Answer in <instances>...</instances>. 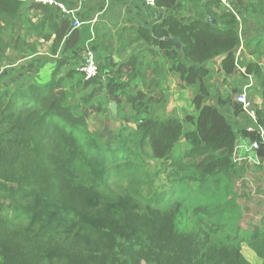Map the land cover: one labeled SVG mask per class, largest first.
I'll use <instances>...</instances> for the list:
<instances>
[{"label":"trees","instance_id":"trees-1","mask_svg":"<svg viewBox=\"0 0 264 264\" xmlns=\"http://www.w3.org/2000/svg\"><path fill=\"white\" fill-rule=\"evenodd\" d=\"M180 1L156 0V7L167 11L166 18L138 35L161 52L185 88L195 89L192 105L198 116L191 113L184 121L156 116L150 112L154 99L138 93L133 100L137 127L126 135V127L115 134V116L98 98L104 92L119 103L120 91L128 88L122 80L133 78L137 59L118 67L122 80L103 81L104 68L98 64L99 76L85 82L79 71L83 52L78 28L73 29L70 16L49 5L0 0V17L13 32L0 35V264H249L239 251L244 235L205 221L192 225L200 214L193 211L191 223L186 209H164L165 194L151 192L141 204L136 197L141 193L109 191L113 175L134 178L126 169L138 165L140 172L141 162L154 161L165 170L173 160L181 169L196 160L198 169L214 168L236 181L250 169L247 163H232V158L240 143L259 141V132L235 129L221 107L229 106L235 116L240 107L231 95L212 96L208 84L217 59L224 76L235 71L241 8L232 12L223 0H189L186 17L179 15L185 9ZM240 2L244 16L264 27V0ZM31 32L45 41L54 37L49 54L56 61L47 83L21 68L39 56L24 40ZM262 35L249 41L257 62L243 66L257 80L264 100ZM167 38L177 39L181 48ZM50 58L33 65L45 69ZM76 76L81 79L68 88L67 81ZM81 87L92 92L75 99L73 93ZM255 109L264 129V106ZM100 115L98 128L91 131L89 119ZM185 124L194 130L185 131ZM182 140L190 148L175 158ZM259 155L264 161L262 150ZM244 241L253 244L264 264V224Z\"/></svg>","mask_w":264,"mask_h":264},{"label":"rangeland","instance_id":"rangeland-1","mask_svg":"<svg viewBox=\"0 0 264 264\" xmlns=\"http://www.w3.org/2000/svg\"><path fill=\"white\" fill-rule=\"evenodd\" d=\"M23 1L26 3L30 2L29 0ZM227 1L229 5L223 4L226 9L229 10L232 8L233 10L235 7L237 9H243V4H241L240 0ZM241 9L240 11L243 17L238 18L237 29L240 41L236 52L235 71L233 75L224 76L220 71V59H217L210 67V81H208L212 96L217 97L219 93L223 94L224 97L231 95L233 102L242 93V86L246 82L248 76L246 67L243 65H248L251 61H254L252 63L257 62V56L254 54L255 50L253 47H250L251 42L249 41L261 38L264 33V27L260 26L256 21L244 16ZM261 17L263 18V16ZM12 34L13 32L8 28L7 22L4 21V18L0 17V35ZM24 36V40L30 50L33 51L34 48L36 52H39V56H33L23 63L25 69L28 63H32L36 66V63H33V61H37L39 62L38 65H41L44 63L45 59L50 58L49 51L51 52L54 37L50 41H45L40 37L38 38L33 32ZM50 60H54V58H50ZM260 65L264 70L263 60ZM8 71L11 70H7L6 73H8ZM173 76L176 82L170 89L167 88L168 85L166 84H164V86L161 84H153L154 87L156 86L155 89H167L166 92L161 90L154 94V91H157L154 89L151 94H146L147 97L149 95L154 96V104L151 106L152 110L150 111L151 114L162 116V118L167 116L174 117L183 121L185 116L191 113L192 116L197 117L198 112L193 109L192 105L196 95L194 92L195 89L190 87L185 88V86L180 83L179 76L175 73ZM80 79L79 76H76L72 80H68L66 86L68 88L75 86ZM132 79L133 78L129 77V81H125L128 86L126 91H120L121 100L117 103L118 108L117 113L114 115L115 123H113L115 134L118 129L126 127L128 129L126 135H128L136 130L137 127V124L133 123L136 117L133 110L136 103H133V100L136 99L139 94L137 93L138 87L135 83H132ZM105 80H107V78ZM105 80L103 79V81ZM253 81L254 87L250 91V100L253 102L255 108H261L264 106L262 90L258 87L257 80L254 79ZM221 83H223L224 86H220ZM96 89L99 88L97 87ZM91 92L92 88L87 89L81 87L80 89L76 88L73 94L76 95V99L85 93L90 94ZM173 93L176 94L171 97ZM98 99L100 101L99 104L104 106L109 105V108L111 104L115 102L104 92L101 93ZM221 108L235 129L245 128L248 130L254 127V125L248 122L246 116L242 112H240L239 116H235L233 112L230 113L231 109L229 106ZM94 112L95 110L92 113L94 114ZM100 117H102V115L99 117L93 116L92 120L89 119V129L91 131L95 132L98 128L99 124L95 121ZM127 120L132 122L127 123ZM184 129L185 131L194 130L188 124L184 125ZM103 136L105 138L108 137L106 135ZM189 148L190 145L182 140L175 148V158L181 157L185 150ZM242 156L243 153H240L238 157L234 153L232 163L241 166L242 164L238 160ZM172 162H175V160L171 161V163ZM171 163H169L167 169L164 170L154 161H149V163L141 162L140 165H142V168L140 172L137 170V167H139L138 165L134 169H126V174L134 175V178L113 175L109 181V191L128 192L134 195L141 193L143 195L142 197L136 196L141 204L146 202V198L151 197V192L156 195L165 194L162 204L164 209L171 212L172 210L177 211L180 208L186 209L187 213L191 214L188 218V221L191 223L194 216L192 212L195 211V214H200V216H195L197 218H194L195 220L192 225H201L202 222L205 221L209 224L214 223L224 227L227 231L226 233H232L233 235H239L240 233L244 235V238L239 239L240 253L249 264H263V260L254 250L253 244L245 242L244 239L257 227L264 224V165L258 167L252 163H247L250 169L239 181H236L233 179L232 175L221 174L219 170L214 168L206 170L198 169L196 167L198 161L196 160H190L185 166L183 165V169L174 166L175 163ZM244 164H246V162L243 163V165ZM9 203L10 201H8V204ZM3 204L4 202L0 201V206H3ZM202 209L205 211L200 212Z\"/></svg>","mask_w":264,"mask_h":264},{"label":"crops","instance_id":"crops-1","mask_svg":"<svg viewBox=\"0 0 264 264\" xmlns=\"http://www.w3.org/2000/svg\"><path fill=\"white\" fill-rule=\"evenodd\" d=\"M58 1L65 3L68 8L74 9L76 20L84 24L76 30L80 37L78 45L83 52L84 46L87 44L96 54L98 64H101L104 68L100 74L102 80L106 78L122 80L118 67L136 58L137 66L133 71L132 83L137 85V93L151 94L156 87L153 84L163 86L166 84L168 89L175 84L172 65L156 47L149 46L140 40L138 35L139 30H150L153 26L162 23L167 15L165 9L148 7L144 0ZM187 1L189 0L180 1V4L185 6V9L179 12L181 16L189 17V8L186 7L189 2ZM53 10L59 11L57 8H53ZM70 18L73 25V18ZM55 61L50 60L45 69L40 70H37L33 64L28 63L26 71L31 76L35 75L36 80L41 84L47 83L51 78ZM219 63H221V59ZM21 68L25 70L24 65ZM122 81H129V78H124ZM13 82H15L14 78L10 79L9 83ZM155 90L157 91H154V94L163 89L157 88ZM163 91L166 92L167 89ZM175 94L173 93L171 97ZM149 96L154 98L153 95ZM151 110L152 108H150Z\"/></svg>","mask_w":264,"mask_h":264},{"label":"built area","instance_id":"built-area-1","mask_svg":"<svg viewBox=\"0 0 264 264\" xmlns=\"http://www.w3.org/2000/svg\"><path fill=\"white\" fill-rule=\"evenodd\" d=\"M29 1L44 6L49 5L61 10L63 14H66L73 18V29L80 28L84 25L81 21L76 20V11L74 9H69L65 4H62V2L58 0ZM227 2V0H223V4H228ZM144 3L148 7H156V0H144ZM229 10L234 12V9L232 10V8H230ZM83 50L84 59L79 71L82 74L84 81L89 82L99 76V65L96 54L92 51L89 45L86 44ZM253 80L254 79L252 76H247V80L242 86V93L238 96V98L236 97L237 99H235V102L240 107L241 112L246 116L248 122L254 125V127L249 128L248 131L252 132L257 129V131L259 132V141L240 143L235 150V155L238 157L240 153H243V156L238 160L242 165L246 162L248 164L252 163L258 167H261L264 165V161L259 155V151L262 150L264 152V129L259 127L258 125L257 112L253 102L250 100V91L254 87Z\"/></svg>","mask_w":264,"mask_h":264},{"label":"water","instance_id":"water-1","mask_svg":"<svg viewBox=\"0 0 264 264\" xmlns=\"http://www.w3.org/2000/svg\"><path fill=\"white\" fill-rule=\"evenodd\" d=\"M213 24H217L216 23V21L215 20H212L211 21ZM167 42H170V43H172L176 48H181V44H180V42L177 40V39H174V38H167V39H165ZM117 108H118V105H117V103H113V104H111V106H110V111H111V113L112 114H116L117 113Z\"/></svg>","mask_w":264,"mask_h":264}]
</instances>
